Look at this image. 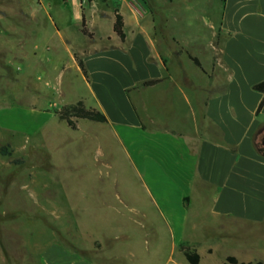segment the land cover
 I'll use <instances>...</instances> for the list:
<instances>
[{
	"label": "crops",
	"instance_id": "crops-1",
	"mask_svg": "<svg viewBox=\"0 0 264 264\" xmlns=\"http://www.w3.org/2000/svg\"><path fill=\"white\" fill-rule=\"evenodd\" d=\"M25 2L0 0V6L15 8L31 25L43 9L55 30L31 26L0 34V40L24 54L30 48L36 63L40 51L67 52L81 72L83 61L84 77L106 101L79 100L107 116L128 179L134 190L142 189L149 213L173 231L184 230L191 215L193 224L201 219L199 227L264 223V106L258 112L264 92L254 89L264 81V0H102L113 10V30L103 44L95 43L91 25L97 0H31V14L18 9ZM117 10L124 40L114 30ZM65 15L83 33V45L62 26ZM84 22L93 36L83 32ZM151 79L162 80L143 85ZM38 115L21 105L1 109L0 131H11L12 141L37 126ZM132 199L129 208L140 211L136 192ZM102 249V243L86 244L81 254L54 244L36 261L120 264V258H99Z\"/></svg>",
	"mask_w": 264,
	"mask_h": 264
},
{
	"label": "rangeland",
	"instance_id": "rangeland-1",
	"mask_svg": "<svg viewBox=\"0 0 264 264\" xmlns=\"http://www.w3.org/2000/svg\"><path fill=\"white\" fill-rule=\"evenodd\" d=\"M97 2L91 25L95 43L103 44V36L113 30V10L110 3ZM29 3L18 9L31 14ZM13 10L0 6V34L31 26L55 30L43 9L32 25ZM61 19L73 41L83 45L77 25L66 15ZM4 42L0 40V110L21 105L39 115L33 118L37 126L18 132L12 141L11 131H0V264H39L36 258L54 244L83 254V246L91 243L98 248L102 243L99 258H120V264H191L182 243L198 250L202 264H231L229 256L264 264V223L199 227L201 219L193 224L191 215L184 230L173 231L163 217L149 213L142 189L134 190L128 179L125 153L109 132L112 125L79 119L73 129L57 114L80 98L96 106L106 101L97 97L96 86L74 59L64 51H40L42 62L36 63L30 48L24 54ZM133 192L140 211L147 213L129 208Z\"/></svg>",
	"mask_w": 264,
	"mask_h": 264
},
{
	"label": "trees",
	"instance_id": "trees-1",
	"mask_svg": "<svg viewBox=\"0 0 264 264\" xmlns=\"http://www.w3.org/2000/svg\"><path fill=\"white\" fill-rule=\"evenodd\" d=\"M114 30L115 32L124 40L126 37V33L124 31V21L122 15L117 10V18L116 22L114 24ZM83 32L89 36H93L92 33L89 32L88 28L86 27L85 22L83 23ZM196 63L200 64L197 58H193ZM79 66L82 69V72L86 77H88L87 70L85 68V65L83 61L79 60ZM162 79H151L143 82V85L150 86L155 85L159 83ZM254 89L263 91L264 92V81L260 82L256 85H254ZM264 106V98L262 102L260 103V106L258 108V112L263 108ZM57 114L61 120L66 121L70 127L73 129H77V120L79 119H87L90 121L95 122H101L105 123L108 122V118L101 110L94 108V107H88L83 100H79L75 104L66 105L61 110L57 111ZM2 153L5 154L6 147H3L1 149ZM181 250L183 251L186 259L191 264H202L201 263V255L198 252V250L195 247H192L191 245L182 243L181 244ZM227 261L231 264H252V262H244L240 261L235 256H229L227 258ZM261 264V263H258Z\"/></svg>",
	"mask_w": 264,
	"mask_h": 264
}]
</instances>
